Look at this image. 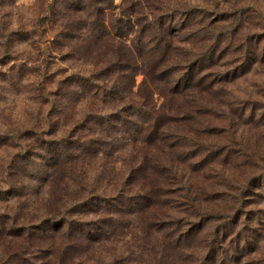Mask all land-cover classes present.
I'll use <instances>...</instances> for the list:
<instances>
[{
  "label": "rangeland",
  "instance_id": "rangeland-1",
  "mask_svg": "<svg viewBox=\"0 0 264 264\" xmlns=\"http://www.w3.org/2000/svg\"><path fill=\"white\" fill-rule=\"evenodd\" d=\"M169 5L206 6L219 11L246 8L250 16L243 15L245 22L235 37L244 30L264 34V0H0V190H8L11 181L20 192L15 198L9 194L0 196V214L10 209L14 200H25L20 213L27 214V220L35 218L38 212L30 210L41 207L43 212L51 206L65 180L67 189L62 191L67 199L87 194L75 184V176L85 187L105 192L116 189L120 193L126 188L142 193L150 188V182L157 181L158 192L150 189L156 194L147 212L143 216L141 211L128 213L132 227L114 229L108 241H100L101 251L89 250L92 241H84L86 262L76 261L68 252L58 264H264V230L257 233V244L248 249L242 247L243 240L239 245L225 241L210 254L207 231L216 222L205 224L189 240L176 243L178 232L187 231L193 221L200 220L189 196L195 197L197 207L228 209L232 206L228 198L235 192L234 184L264 168V60L247 72L233 75L238 62L230 61L234 54L228 53L208 70L221 76L228 74L222 90L215 84L198 92L213 110L200 113L202 119L235 129L232 139L223 133L209 134L229 145L228 157L222 153L211 160L194 161L203 153L197 152L195 158L180 154L168 143L164 132L156 141H144L142 133H133L132 124L135 121L141 126L144 119L147 126V119L139 108L132 107L112 125L87 124L79 139L87 142L100 138L92 142L96 149L79 150L82 155L76 160L75 172L56 164L52 173L53 161L45 149L47 140L61 139L73 133L75 126L85 124L87 118L118 113L133 101L134 106L145 107L137 94H151V106L156 112L165 110L171 116L195 111L196 95L169 93V80L175 75L170 72L167 76L166 68H172V62H183L187 53L200 52L214 39L215 29L230 31L232 26L228 17L215 22L212 32L198 26L177 32L180 19H176L165 20L171 28L168 30L155 22V13L169 10ZM232 101L244 108L240 117L232 111ZM223 110L232 111V118L237 119L235 125ZM180 122L172 121L164 127L170 132L174 126L182 131L188 128L199 136L201 126L197 121L186 120L178 125ZM237 142L244 145L253 161L245 162L234 149ZM16 153H25L16 163L29 174L9 175V164ZM142 160L149 165L148 173L154 175L141 173L127 178L128 169ZM160 165L170 167L167 179ZM215 192L222 194L218 201L206 196ZM248 208L264 209V201L248 205L245 210ZM171 220L177 226L168 223ZM152 222L156 225L145 237L138 226L147 228ZM232 249L236 250V259ZM212 254V260L207 261Z\"/></svg>",
  "mask_w": 264,
  "mask_h": 264
},
{
  "label": "trees",
  "instance_id": "trees-1",
  "mask_svg": "<svg viewBox=\"0 0 264 264\" xmlns=\"http://www.w3.org/2000/svg\"><path fill=\"white\" fill-rule=\"evenodd\" d=\"M168 9L166 10L169 11L167 13H165L166 11L160 14L155 13L158 16L155 22L160 27H165L168 30L171 28L170 25L165 24V20L174 22L176 19H180V24L175 29L177 32L182 29L193 28L194 26L212 32V29L216 27L214 26L215 22L225 21L224 18L228 17L230 19V25L232 26L230 31L222 27L215 29L214 39L210 44H205V47L200 52L192 51L190 54L187 53L188 56L184 57L183 62H172V68H166L167 76L170 75V72L175 75L172 80H169L170 85H172L169 93L184 95L186 97L191 94L196 95L193 99L195 101V111L190 112L189 110H184L185 112L181 113V115L171 114V116L167 112L165 113V110L156 112L151 106V94H137L139 97L138 100L143 101L145 107L134 106L133 101L132 103H128V106H125V109L118 111V113L96 114L91 116V119L87 118L85 124L75 126L72 129L73 133L67 134L65 137H60L61 139L45 140L47 145L45 149L53 161V166H51L53 174H55L53 169L56 164L60 165L59 168L65 167L66 170L70 169L72 172H75L76 169L74 166L76 160L82 155L78 153L79 150L80 152H91L96 149L92 142L95 139L98 142L100 138L90 139L87 142H81L79 139L81 130L86 129L87 124L112 125L117 120H120L122 112H125V110L131 111L132 107L139 108L140 112L143 113V117L147 119V126H145L146 122L144 123V119H142L143 123H140L141 126H139V123H135V121L132 124L134 127L133 133H142L144 135V141H150L151 139L152 141H156L164 132L167 140H169L168 143L174 146L175 149L177 148L181 151L180 154L195 158L197 152L203 153L202 158L194 161H200L202 159L211 160L214 157L222 155V153L224 157L230 155L231 149L229 150V145L220 142L221 140L209 137L211 136L209 134L214 132L217 135L223 133L225 137L228 135L232 139L235 135V129L233 130L227 126H216L203 120L200 113L213 112V110L210 105L202 100L203 97H200L198 92L201 89H208L215 84H218L217 86L220 91L222 90L225 81L229 80H226L228 74L227 76H221V74L217 75L215 72L213 74L208 70L221 57L226 56L228 53L234 54V58H231L230 61L238 62L233 67V75L235 73L241 74L247 72L253 65H256L259 61H263L264 34L245 32L246 30L243 29L242 34L235 37L236 31L241 29V26L245 22L243 15H246V17L250 16L246 8H237L234 11H219L206 6L169 5ZM196 15H199V18H194ZM181 21L187 22L182 23ZM221 81H224V83L220 84ZM249 104L251 106L250 109H253V104ZM261 105L263 115L264 104L261 103ZM231 107H233L232 111L240 117L244 108H239L235 101L231 102ZM232 111L229 113V110H223L227 120L235 125L237 119L232 118ZM186 120H190V123L193 121L199 123L201 126L199 136L191 132L188 128L182 131L179 127L174 126L171 132L168 128H165L172 121H181L178 125H183V122ZM234 149L239 151L244 157L245 162L253 161V156L249 154L241 142H237ZM169 153L171 154L170 151ZM24 157L25 153H16L13 156L11 164H9V175H14L13 173H15V176L29 174L26 172L24 166L16 163V159L18 160ZM22 160L25 162L24 159ZM148 167L149 165L143 160L136 162L128 169L127 178L140 175L141 173H146V176L149 174L147 171ZM160 167L165 168L162 175L164 179H167V171L170 170V167L166 165H160ZM253 172L248 175L245 181L234 184L233 191L235 192L228 198L232 201V206L230 205L228 209L200 208L194 203L195 197L189 196L188 200L190 205L195 209V215L199 216L202 222L200 220L198 222L193 221L187 231L182 233L178 232L176 235V243L179 244L181 240H189L205 224L216 222L215 225H209L207 231V234H209L207 246L209 247L208 252L210 254L213 251L215 252V246L219 247L225 241L232 245V242L238 244L240 240H243L242 247L247 249L253 243L257 244L258 237L260 236L257 233L264 230V209L255 208L252 211V208L245 209L248 205H255L259 200L264 201V168ZM149 175L152 176L154 173ZM75 179L77 181L75 184L82 190H87V194L76 197V199L73 198V200L67 199L65 197L66 192L62 191L63 189H67L68 182L65 180L63 187H61V192L57 194L54 203L46 208L47 210L45 209L46 211L44 210L42 212L41 207L30 210L36 213L38 212V215L36 217L34 216L35 218L32 217L27 220L25 217L27 214L20 213L26 205L25 200L22 202L14 200L10 209H4L6 212L0 214V264H58L68 252L73 253L76 261L80 263L86 262L88 256L83 252L85 251L82 245L84 241L85 244L92 241L93 246L89 250L101 251L100 241H108L109 235L116 228L122 230L127 225L128 227H132L130 222L131 216L128 213L132 211L137 214V212L141 211L143 216L152 205L149 203L153 200V196L158 192V187L155 183L156 180L153 183L150 182V188L148 190L145 188V192L137 193L126 188L123 193H120L116 189L114 192H105L103 190H95L91 186L85 187L80 178L75 176ZM75 179L72 178L74 181ZM10 183L8 190H0V196L7 197L9 194L11 195L9 196L10 198L18 197L17 195L20 192L17 193V188L14 189V186L12 187ZM158 183L160 184L161 182L158 181ZM151 188H154L156 193L150 192ZM161 195L164 196L165 193H161ZM220 195H222L220 192L206 194V196L212 198L214 201H218L217 199ZM8 199L4 198L3 201L9 202ZM12 207H14L13 211ZM168 223L177 226V223L172 220ZM155 225L156 222H152L147 228L138 227L140 233L146 237ZM134 226L137 227L136 225ZM231 251L233 253L232 257L236 259L237 255L234 254L236 250L234 251L232 249ZM222 253L226 254L225 250ZM206 256L207 254L203 257L204 260ZM212 257H214L213 254L209 258L207 257L206 260L210 261ZM33 260L34 262L31 263L30 261Z\"/></svg>",
  "mask_w": 264,
  "mask_h": 264
}]
</instances>
